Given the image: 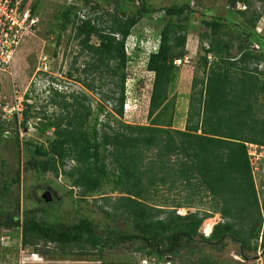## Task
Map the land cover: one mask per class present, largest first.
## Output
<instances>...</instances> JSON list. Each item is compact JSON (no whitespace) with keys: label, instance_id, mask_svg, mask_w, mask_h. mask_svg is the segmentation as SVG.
<instances>
[{"label":"trees","instance_id":"1","mask_svg":"<svg viewBox=\"0 0 264 264\" xmlns=\"http://www.w3.org/2000/svg\"><path fill=\"white\" fill-rule=\"evenodd\" d=\"M26 2L37 14L39 0ZM138 3L131 17L109 11L98 15L97 5L91 7L97 15L85 17L77 4L64 6L56 44L71 29L80 55L87 58L82 67H75L76 57L66 76L88 92L98 93L97 108L92 109L90 97L84 92L66 94L50 85L49 104L61 112L33 114L34 105L27 102L26 95L20 121V127L27 129L30 120L36 118V129L46 137L42 144L27 142L32 161L41 158L35 163L38 172L66 177L79 190L80 200L101 193L104 206L109 208L106 215L124 219L132 233L110 231L108 236L101 235L87 218L72 225L48 222L38 218L36 209L26 210L22 217L1 209L0 227L15 232L22 247L50 260L75 258L73 248L81 249L79 256L95 255L102 260L106 250L129 242L143 243L146 256H171L175 260V254L197 236L211 245L222 244L228 238L238 242L242 252L255 251L259 239L264 246V216L248 144H264V37L256 31L264 14V0H232L234 6L227 9L231 17L213 15L201 20L207 29L199 36L202 76L192 80L184 130L174 126L175 101L171 93L179 72L175 62L185 61L189 54L188 33L197 9L189 0L159 11L151 7L149 0ZM256 3L261 9L255 7ZM238 4L245 9L236 10ZM158 12L164 25L157 47L146 60V69L153 75L149 124H128L123 117L129 39L143 18ZM33 36L26 35L16 52L26 57L23 65L34 45ZM137 44L131 49L133 53L139 51ZM235 49L237 54L233 56ZM104 80L113 85L110 91L97 84ZM49 132L51 137H47ZM21 176V171L17 172L8 186L19 183ZM181 187L187 194L178 202L159 200L164 189L174 192ZM108 188L110 193L120 195L114 202L104 193ZM205 202L211 203L208 211L187 215L179 212L180 208H201ZM214 214H220L223 221L207 238L199 231ZM40 244L45 248L40 249Z\"/></svg>","mask_w":264,"mask_h":264},{"label":"rangeland","instance_id":"2","mask_svg":"<svg viewBox=\"0 0 264 264\" xmlns=\"http://www.w3.org/2000/svg\"><path fill=\"white\" fill-rule=\"evenodd\" d=\"M186 1L149 0V4L153 9L159 11L172 5H182ZM189 1L194 10L197 9L191 22L193 26L188 33L187 45L192 54L179 65V72L171 93V99L177 104L174 126L178 129H184L186 124L191 80L196 75L202 76V71L199 68L201 52L199 36L207 29L201 20H209L213 15L231 17L230 11L227 9L234 6L232 0ZM70 4H77L82 9L81 14L85 17L97 15V12L91 10L93 5H97L99 8L98 15L109 11L121 15L123 12L129 17L135 15L136 9L139 7L138 0H89L87 5L85 0H39L37 11L39 26L33 33L34 45L30 49L28 62L23 65L22 62L26 57L21 52L17 53L12 62L13 77L9 73L0 72V122L3 128V135H0V210L22 217L26 210L36 209L38 218L66 225H72L87 218L92 221L95 231L105 236H108L110 231L118 234L132 233L124 219L119 216L109 218L106 215L105 211L109 208L104 206L106 203L101 193L89 197L87 200H80L79 190L73 188L66 177L62 175L55 177L49 173L40 174L35 163H38L41 158L32 161L33 153L29 150L27 142L42 144L45 143L46 137L41 136L36 129V118L30 120L27 129L20 127L22 116L15 104L16 95L20 101H23L22 103L26 101L25 97L28 95L27 102L34 105L33 114L38 113V116H42L43 113L52 115L61 112L60 108L49 104L48 87L50 85L66 94L84 92L90 97L89 102L92 109L96 110L97 108L98 93L88 92L81 84L66 76L67 71L74 65L76 57H78V61L75 67H82V63L87 59L84 55H80L78 41L71 38L73 36L71 29L64 32L59 44H56L60 31L61 13L64 6ZM255 7L261 9L259 3H256ZM235 9H241L240 4L236 5ZM161 16L162 14L158 12L153 17L143 18L134 28V37L129 39L130 61L127 69L129 76L126 84L127 100L123 117V121L128 124H149L148 111L153 75L146 69V60L147 55L154 51L158 45L159 34L164 25ZM256 31L264 37V14L257 24ZM93 41L97 42L95 39ZM136 42H138L139 51L133 53L131 49L135 48ZM232 54L236 55L237 49ZM97 84L105 91H110L113 88L112 84L108 85L107 80ZM15 90L18 93L15 94ZM107 107L108 110L111 109L110 105ZM101 119L104 117L101 116ZM16 131L19 132V141L16 139ZM51 136V132L47 133V137ZM29 162H33V165H29ZM25 167L28 170L24 171ZM258 168L259 171L254 167L253 175L262 208L261 213L264 216V165ZM20 171L21 181L8 186V183L15 179L17 172ZM181 188H177L174 192H167L164 189L159 200L164 202L163 199L169 198L168 202L172 200L178 202L187 194V190ZM109 189H105L104 193L110 197V202H114L120 195L110 193ZM45 192L52 193V200L43 199L42 196ZM205 204L201 208H180L179 212L181 215H187L196 211H208L211 203L205 202ZM101 206L103 208H100ZM209 219L212 221L207 222ZM209 219L203 222L199 231L205 237L211 235L214 227L223 221L220 214H214ZM208 224L212 225L210 229L207 228ZM14 233L10 229L0 227V264H16L22 257L34 252L28 247H22L19 238ZM39 247L40 249L45 248L42 244ZM52 247L54 246L52 245ZM142 248L143 243L141 242L117 245L106 250L102 260H98L95 255L79 256L81 253L79 248H73V253L76 256L68 260H50L40 254L38 256L39 259L51 264H109L111 262L141 264V257L146 256V252ZM87 249L93 251L89 247ZM139 252L143 255L141 256ZM201 261H208L212 264H264L262 239H259L257 250L242 252L240 244L234 240L227 238L222 244L211 245L197 236L195 241L188 243L187 247L175 254L174 264H199Z\"/></svg>","mask_w":264,"mask_h":264},{"label":"built area","instance_id":"3","mask_svg":"<svg viewBox=\"0 0 264 264\" xmlns=\"http://www.w3.org/2000/svg\"><path fill=\"white\" fill-rule=\"evenodd\" d=\"M240 8L245 9L241 5ZM38 26L39 17L34 13L30 2L28 3L26 0H0V72L9 73L13 77L12 62L14 56L25 36L28 34L33 35L37 31ZM209 58L211 59V56ZM181 63V60L175 62L177 65H181ZM16 93L18 92L15 90ZM22 102L16 95L15 104L20 116H22L24 108ZM248 153L253 170L255 167L259 171L258 167L264 165V144H248ZM141 259V264H174V259L171 256H166L164 259L155 256H144ZM18 264L51 263L39 259L38 253L33 252L22 257Z\"/></svg>","mask_w":264,"mask_h":264},{"label":"crops","instance_id":"4","mask_svg":"<svg viewBox=\"0 0 264 264\" xmlns=\"http://www.w3.org/2000/svg\"><path fill=\"white\" fill-rule=\"evenodd\" d=\"M190 52V51H189ZM192 54V52H190V54H188V56L189 55H191ZM188 56H186V58L188 57ZM193 80V79H192ZM192 80H191V86H192ZM190 94H191V92H190ZM190 94H189V96H190ZM189 96H188V102H187V109H186V122H187V116H188V111H189V108H190V105H189ZM176 112H177V104L175 103V117H176ZM186 125V124H185ZM185 128V127H184ZM176 129H178V128H176ZM180 130H184V129H180Z\"/></svg>","mask_w":264,"mask_h":264},{"label":"water","instance_id":"5","mask_svg":"<svg viewBox=\"0 0 264 264\" xmlns=\"http://www.w3.org/2000/svg\"><path fill=\"white\" fill-rule=\"evenodd\" d=\"M43 197V199H45L46 201H49V200H52V196H51V194H50V192H45V194L42 196ZM210 235H207L206 237L208 238ZM16 264H18V263H16Z\"/></svg>","mask_w":264,"mask_h":264},{"label":"bare ground","instance_id":"6","mask_svg":"<svg viewBox=\"0 0 264 264\" xmlns=\"http://www.w3.org/2000/svg\"><path fill=\"white\" fill-rule=\"evenodd\" d=\"M209 221H212V220L209 219L207 222H209ZM211 227H212L211 224H208V225H207V228H208V229H210Z\"/></svg>","mask_w":264,"mask_h":264}]
</instances>
